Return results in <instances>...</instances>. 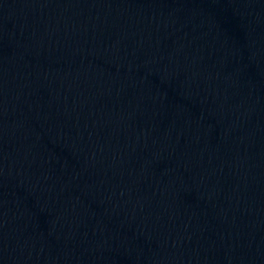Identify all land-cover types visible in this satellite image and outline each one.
<instances>
[{
	"label": "water",
	"instance_id": "95a60500",
	"mask_svg": "<svg viewBox=\"0 0 264 264\" xmlns=\"http://www.w3.org/2000/svg\"><path fill=\"white\" fill-rule=\"evenodd\" d=\"M252 264H264V175Z\"/></svg>",
	"mask_w": 264,
	"mask_h": 264
}]
</instances>
